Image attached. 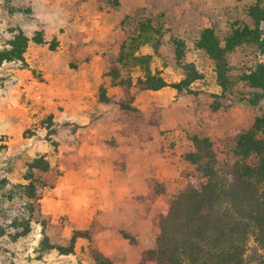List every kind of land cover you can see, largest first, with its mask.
Here are the masks:
<instances>
[{"label": "rangeland", "instance_id": "374dc122", "mask_svg": "<svg viewBox=\"0 0 264 264\" xmlns=\"http://www.w3.org/2000/svg\"><path fill=\"white\" fill-rule=\"evenodd\" d=\"M257 13L264 0H0V264H99L94 252L155 264L141 253L159 218L201 183L185 159L192 138L231 160L264 109L240 81L264 52L232 35L253 30ZM205 29L225 47L227 91L199 48ZM189 66L197 78L176 85ZM147 77L166 85L139 89ZM40 156V211L15 239L9 226L25 208L15 186Z\"/></svg>", "mask_w": 264, "mask_h": 264}, {"label": "trees", "instance_id": "16d2710c", "mask_svg": "<svg viewBox=\"0 0 264 264\" xmlns=\"http://www.w3.org/2000/svg\"><path fill=\"white\" fill-rule=\"evenodd\" d=\"M253 30L234 31L233 38L257 43L264 52V33L259 31L264 16L252 14ZM262 35V36H261ZM229 45L228 40L225 44ZM199 48L206 51L215 64L217 81L223 91L229 89L228 67L221 47L212 31L200 34ZM187 76L178 86L193 82L195 68L186 69ZM240 81L249 89L246 100L256 106L264 100V63L243 72ZM139 89H159L162 80L147 77L139 80ZM232 86V84H231ZM194 151L185 159L201 176L198 187L188 186L170 201L167 212L158 221L159 233L154 245L141 253V262L155 264H264V109L253 124L235 137L233 158L220 159L206 137H193ZM24 183L15 186L14 195L25 206L20 219L9 227L12 238L30 231L33 214L40 211V200L47 184L42 174L49 164L40 156L28 165ZM5 228L0 226V236ZM99 264H110L94 252Z\"/></svg>", "mask_w": 264, "mask_h": 264}]
</instances>
